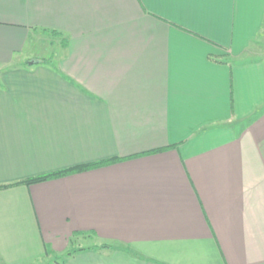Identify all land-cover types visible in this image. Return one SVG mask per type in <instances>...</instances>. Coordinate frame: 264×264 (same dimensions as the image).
Listing matches in <instances>:
<instances>
[{"label":"crops","instance_id":"1","mask_svg":"<svg viewBox=\"0 0 264 264\" xmlns=\"http://www.w3.org/2000/svg\"><path fill=\"white\" fill-rule=\"evenodd\" d=\"M263 28L264 0H0V184L163 149L1 189L0 263L90 233L62 264H264Z\"/></svg>","mask_w":264,"mask_h":264},{"label":"rangeland","instance_id":"2","mask_svg":"<svg viewBox=\"0 0 264 264\" xmlns=\"http://www.w3.org/2000/svg\"><path fill=\"white\" fill-rule=\"evenodd\" d=\"M39 33L37 32V35ZM40 35V34H39ZM49 37V36H48ZM33 39L29 41L27 46L32 47V50L35 51V53L41 57H50L54 53L56 55L59 53L56 51L57 49V43L56 41H60L61 38H56V37H50V41H53L52 46H50V42L47 43L45 41V37L43 36L42 39L45 41L39 42L36 40V38L32 37ZM47 44V45H46ZM57 45V46H56ZM251 50L253 51L251 55H249V58H261V60L264 61V28L260 36L257 38V40L252 44ZM83 235H76L75 237H72L71 239H68V244L65 250L63 251H58L52 253V255L47 256L46 258L39 260L36 262V264H55V260L61 259L63 254L67 249H76V248H83V249H88L91 247H94L95 245H104V244H109V243H102L100 242L94 235L90 233H81ZM110 245V244H109ZM111 247V246H110ZM86 251V250H84ZM1 264V263H0Z\"/></svg>","mask_w":264,"mask_h":264},{"label":"trees","instance_id":"3","mask_svg":"<svg viewBox=\"0 0 264 264\" xmlns=\"http://www.w3.org/2000/svg\"><path fill=\"white\" fill-rule=\"evenodd\" d=\"M162 150L163 149L159 148V149H154V150L142 152L139 154H134V155L127 156V157H113V158H108V159H104V160H100V161H96V162H89V163H85V164H80V165L72 166V167H69L66 169H61V170H57V171H53V172H49V173H45V174H40V175L28 177V178H25L24 180H21L18 182H13V183H9V184H0V190L14 186V185L23 184V185L29 186V185H32L35 183H41V182H45V181H49V180H54V179L66 177L69 175L85 172V171H88L91 169H96L99 167L111 165V164H114L117 162L124 161L126 159L137 158V157H141V156H144L147 154L157 153V152H160ZM79 234L83 235L81 233H75V235H73V237H75L76 235H79ZM109 247H110L109 244H104V245L100 244V245H95L94 247H91L88 249H86V248L85 249H83V248L70 249L69 248L65 251V253L61 257V259L55 260V263L56 264H62L68 258H70V257L74 256L75 254L82 252L84 250H86V251H88V250L98 251V250H102V249H107Z\"/></svg>","mask_w":264,"mask_h":264}]
</instances>
